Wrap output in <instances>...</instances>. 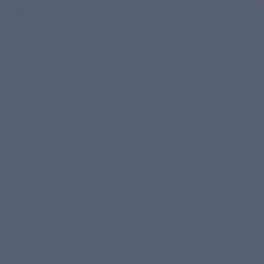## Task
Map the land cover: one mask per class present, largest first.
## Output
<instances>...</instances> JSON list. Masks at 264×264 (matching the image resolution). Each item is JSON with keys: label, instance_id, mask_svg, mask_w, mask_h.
Wrapping results in <instances>:
<instances>
[{"label": "water", "instance_id": "obj_1", "mask_svg": "<svg viewBox=\"0 0 264 264\" xmlns=\"http://www.w3.org/2000/svg\"><path fill=\"white\" fill-rule=\"evenodd\" d=\"M0 264H264V0H0Z\"/></svg>", "mask_w": 264, "mask_h": 264}]
</instances>
